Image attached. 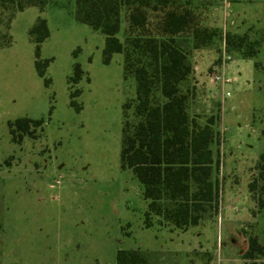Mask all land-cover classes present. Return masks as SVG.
I'll return each mask as SVG.
<instances>
[{
	"label": "rangeland",
	"instance_id": "rangeland-1",
	"mask_svg": "<svg viewBox=\"0 0 264 264\" xmlns=\"http://www.w3.org/2000/svg\"><path fill=\"white\" fill-rule=\"evenodd\" d=\"M74 6L75 0H48L42 9H0V264H115L119 249L138 250L146 264H260L264 252L253 260L242 253L248 235L264 247V207L248 190L264 150V42L255 59L242 58L225 51L222 34L250 29L260 36L264 0H169L147 10L144 31L130 30L128 11H120L116 36L125 45L134 35L156 34L171 8L215 31L190 51L192 72L181 86L191 116L200 123L217 116L218 210L184 230L160 225L156 216L143 224L147 201L119 160L123 105L130 104L131 117L135 80L123 72L125 51L104 61V34L77 21ZM38 18L49 35L36 57L29 29ZM37 59L48 60L42 76ZM75 63L82 74L71 82ZM225 63L233 80L213 81ZM20 117L43 123L13 141L8 121Z\"/></svg>",
	"mask_w": 264,
	"mask_h": 264
},
{
	"label": "trees",
	"instance_id": "trees-1",
	"mask_svg": "<svg viewBox=\"0 0 264 264\" xmlns=\"http://www.w3.org/2000/svg\"><path fill=\"white\" fill-rule=\"evenodd\" d=\"M47 1L0 0V9L1 13L10 7L22 10L28 5L42 9ZM168 4L169 0H75L74 18L104 34L106 63L113 53L125 51L123 72L135 80L131 117L126 113L130 104L123 105L119 160L121 169L132 170L147 201L144 226H151L152 217L156 216L158 224L184 230L211 218L218 210L220 190L215 172L219 159L212 148L217 143L218 131L214 127L217 116L209 115L202 123L191 116L189 93L181 86L192 72L190 51L207 45L215 31L200 26L188 11L171 8L155 26L156 34L134 35L127 39L126 45L116 36L122 8L128 11V28L144 31L148 24L147 10L155 11ZM29 35L38 57L39 45L49 35L46 20L38 18L29 29ZM222 41L226 52L255 59L264 42V29L257 37L250 36V29L243 33L225 31ZM47 62L35 60L38 75H43ZM260 64L259 60H254L253 66L257 69ZM81 74L80 65L75 63L69 80L76 82ZM262 87L264 89V81ZM78 92H71L70 97ZM70 104L75 106L72 99ZM75 108L79 110L80 106ZM42 123V118L28 117L8 121L12 140L33 134ZM261 134L264 137V128ZM255 168L257 176L248 183V190L262 208L264 150ZM263 252L264 247L257 237L248 235L242 257L253 260ZM146 261L138 250L119 249L115 254V264H146Z\"/></svg>",
	"mask_w": 264,
	"mask_h": 264
},
{
	"label": "built area",
	"instance_id": "built-area-1",
	"mask_svg": "<svg viewBox=\"0 0 264 264\" xmlns=\"http://www.w3.org/2000/svg\"><path fill=\"white\" fill-rule=\"evenodd\" d=\"M212 79L215 82H222V83H229L233 80V78L229 77V76H224L223 74H212Z\"/></svg>",
	"mask_w": 264,
	"mask_h": 264
},
{
	"label": "crops",
	"instance_id": "crops-1",
	"mask_svg": "<svg viewBox=\"0 0 264 264\" xmlns=\"http://www.w3.org/2000/svg\"><path fill=\"white\" fill-rule=\"evenodd\" d=\"M226 67V63L221 67V69H222V74L225 76V73L223 72V68H225ZM254 236H256V235H254ZM257 237V236H256ZM257 240H258V242H259V244L260 245H262L263 246V241H261V240H259L258 238H257ZM263 258L261 259V263L260 264H264V256H262Z\"/></svg>",
	"mask_w": 264,
	"mask_h": 264
}]
</instances>
